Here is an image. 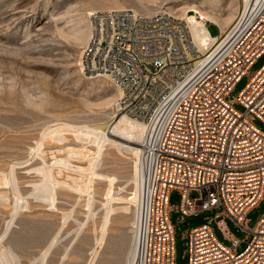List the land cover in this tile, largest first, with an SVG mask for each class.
<instances>
[{
  "label": "rangeland",
  "instance_id": "rangeland-1",
  "mask_svg": "<svg viewBox=\"0 0 264 264\" xmlns=\"http://www.w3.org/2000/svg\"><path fill=\"white\" fill-rule=\"evenodd\" d=\"M192 4L216 15L239 12L238 0H0V264L128 263L139 195L133 180L136 161L127 143L109 136L114 133L111 120L120 113L106 101L116 87L105 77L81 70V53L90 33L88 13L130 8L146 15L167 12L180 19L178 15ZM218 26L207 25L212 36L221 31ZM263 64L264 53L230 98ZM234 106L244 110L240 104ZM255 123L264 130L263 122ZM99 126L103 127L99 132L92 128ZM100 134L109 138L108 144ZM112 140L122 144L116 146ZM82 147L85 190L77 184L48 185L44 169L53 165L57 154ZM169 203L174 210L170 219L176 264H189L185 232L211 218L218 239L230 245L215 218L221 208L181 220L180 191L171 190ZM262 215L264 201L247 214L248 226L253 228ZM225 221L242 239L237 250L243 251L250 240L248 231L230 218Z\"/></svg>",
  "mask_w": 264,
  "mask_h": 264
},
{
  "label": "built area",
  "instance_id": "built-area-1",
  "mask_svg": "<svg viewBox=\"0 0 264 264\" xmlns=\"http://www.w3.org/2000/svg\"><path fill=\"white\" fill-rule=\"evenodd\" d=\"M89 23L81 70L109 77L122 92L114 109L145 127L135 264H176L172 189L181 193V220L221 208L215 218L231 242L218 239L214 218L190 228L189 264H264V215L253 228L247 219L264 201V130L255 123H264V64L230 98L264 53V0H250L201 50L187 23L167 12L94 10ZM225 218L248 231L243 251Z\"/></svg>",
  "mask_w": 264,
  "mask_h": 264
},
{
  "label": "bare ground",
  "instance_id": "bare-ground-1",
  "mask_svg": "<svg viewBox=\"0 0 264 264\" xmlns=\"http://www.w3.org/2000/svg\"><path fill=\"white\" fill-rule=\"evenodd\" d=\"M249 1L250 0H238L237 11L240 12L243 6L247 5ZM122 9H125V8H122ZM91 12L92 11H89L88 15H90ZM157 13H161V12L158 11ZM178 17L187 23L190 29L191 37L195 45L199 47V50H201L205 45H209L210 42L216 40L222 33L226 32L230 28V26L232 25V23L234 22L237 16L236 14H234L233 10L229 11L227 15L222 16V15H216L211 10L205 9L204 7L199 8V6L192 4L189 7H185L182 13L178 15ZM209 23L219 25L218 27H220L221 31H219L218 35L212 36L209 33L208 28H207V25ZM89 35L90 33L88 31V37L86 38V43L89 40ZM99 77H105V79L110 80V78L107 76H99ZM116 89H117L116 93L111 99L106 101V105L114 104L115 106V104L117 103V100L121 97L122 95L121 89L119 87H116ZM117 113H120V114H117L116 116L113 117V120H111V122L114 123V126L111 131H113L114 133H109V136H111L114 139H118V140H121L127 143L126 149L129 150V152H133L135 156V161H136L135 162L136 172L133 177V180L135 181L136 186L139 187L138 188L139 195L137 198V202L135 203L137 205L135 207V216L133 215L134 216L133 218L134 219L133 220L134 241H133V245L130 251L129 260L127 263V264H135V258H136L135 237H136V226H137V218H138V212H139L141 187H142L140 152H141V145L144 139V130H145L144 128L145 127L142 121L135 119L121 111H118ZM99 127H92V128L96 129L97 132H99L100 130L103 129V127H100V128ZM99 139H101L102 142H106L109 140V138L108 140H106L103 134H100ZM110 143L115 144L116 146L122 144L121 142H120L121 144H119V142H115L113 140ZM116 143H118V145ZM83 152L84 151L82 147V149H76V150L73 149L71 151L68 150V152L62 151L59 154H57V158L55 159L53 165L48 166L46 169H44L46 182L49 183L48 185H54L57 187H72L73 185L77 184L78 186H81L82 191H83L85 186L88 184V180L87 178H85L86 175L84 173L86 165L82 158ZM94 166L95 164H93L92 167ZM91 205L92 203L89 202L88 206H91ZM83 224L84 223H82V225ZM48 249H49V246L46 247V250L43 252V255L48 251Z\"/></svg>",
  "mask_w": 264,
  "mask_h": 264
}]
</instances>
